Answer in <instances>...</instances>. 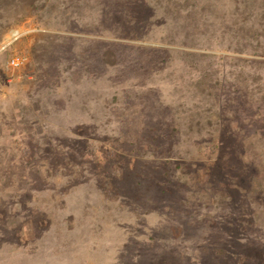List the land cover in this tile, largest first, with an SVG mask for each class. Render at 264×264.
<instances>
[{
  "label": "rangeland",
  "instance_id": "rangeland-1",
  "mask_svg": "<svg viewBox=\"0 0 264 264\" xmlns=\"http://www.w3.org/2000/svg\"><path fill=\"white\" fill-rule=\"evenodd\" d=\"M242 210L258 264L264 0H0V264H198Z\"/></svg>",
  "mask_w": 264,
  "mask_h": 264
},
{
  "label": "trees",
  "instance_id": "trees-1",
  "mask_svg": "<svg viewBox=\"0 0 264 264\" xmlns=\"http://www.w3.org/2000/svg\"><path fill=\"white\" fill-rule=\"evenodd\" d=\"M102 58L106 63H109V64H112L113 63L112 61H114L112 54L108 51L103 52ZM237 172L239 173V170H237ZM212 181L213 180L208 178L209 184H212ZM243 192L245 194L247 193L246 190H243ZM220 196H221V198H223V200L225 202H227V204L232 205V203L238 198L239 194L235 193V190H230V191L224 190L223 195H220ZM248 211L251 212V209L249 208ZM233 214H234V216L238 222L233 223L232 221H230V222L218 221L216 219V216H214L211 212L206 213V214H202L200 216V217H202V219H200L197 222V224H199L200 222L202 223V225L205 223L210 224V225L208 224V227L210 228V230L208 232H210V235H211L210 239L213 240V244L208 243L206 245H201L200 249H202V251H204V253L201 254L203 257L200 258V260L198 261V264L204 263L203 258H204V261L205 260L210 261L209 264H242L239 256L237 254H234L235 252L232 251V250H234V248H230V246H232V245H230L228 239H232V238L234 239L236 237L235 236L236 234L234 232H231V230L235 231L234 230L235 228L232 224H236L238 229L241 230V228L239 227L241 225L239 223V221L240 220L244 221V218L247 217V214L245 211H243L241 213L240 212L239 213L233 212ZM247 221L251 222L252 219L250 218ZM225 224H227V225H225ZM227 226H228V228H227ZM179 229L181 230V227H179ZM250 230H251V228H250ZM244 237H248V236H244ZM244 241H245V244L243 246L242 254L245 253V255L247 257L254 260L258 264H264V261L262 262L260 260V257H262L264 255V253H263L264 252V247H263L264 243H259L257 241H253V240L251 241L250 239L244 240ZM167 248H169V249H167ZM167 248L166 249L161 248L162 251H168V254H167V252L166 253L163 252L164 256L162 259H160V264H182V260L184 261V263L187 264V260L184 258L186 256H184L182 253L176 252L173 247H167ZM212 250H216V251L210 253V251H212ZM229 250L231 252H229ZM177 253H178V258L180 259V262L174 261ZM198 254H200V253H198Z\"/></svg>",
  "mask_w": 264,
  "mask_h": 264
},
{
  "label": "built area",
  "instance_id": "built-area-1",
  "mask_svg": "<svg viewBox=\"0 0 264 264\" xmlns=\"http://www.w3.org/2000/svg\"><path fill=\"white\" fill-rule=\"evenodd\" d=\"M22 35V32L19 29H14L10 34V42L17 40ZM26 62V56L21 54H13L8 60L7 64L11 67H19Z\"/></svg>",
  "mask_w": 264,
  "mask_h": 264
}]
</instances>
